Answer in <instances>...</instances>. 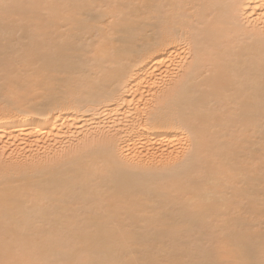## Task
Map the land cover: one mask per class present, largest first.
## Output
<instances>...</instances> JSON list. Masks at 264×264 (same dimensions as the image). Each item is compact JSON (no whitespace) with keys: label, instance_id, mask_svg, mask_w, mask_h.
Returning <instances> with one entry per match:
<instances>
[{"label":"bare ground","instance_id":"6f19581e","mask_svg":"<svg viewBox=\"0 0 264 264\" xmlns=\"http://www.w3.org/2000/svg\"><path fill=\"white\" fill-rule=\"evenodd\" d=\"M0 262L261 264L264 0H3Z\"/></svg>","mask_w":264,"mask_h":264},{"label":"snow or ice","instance_id":"6c2138e0","mask_svg":"<svg viewBox=\"0 0 264 264\" xmlns=\"http://www.w3.org/2000/svg\"><path fill=\"white\" fill-rule=\"evenodd\" d=\"M16 7V5L4 3L3 0H0V8H3L6 12L9 9ZM262 13H264V4L260 5ZM0 264H42V262H32V261H2ZM133 264H175V262L170 261H136ZM211 264H233L231 261H214ZM245 264H252V262H245ZM261 264H264V261H261Z\"/></svg>","mask_w":264,"mask_h":264}]
</instances>
